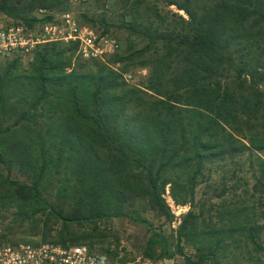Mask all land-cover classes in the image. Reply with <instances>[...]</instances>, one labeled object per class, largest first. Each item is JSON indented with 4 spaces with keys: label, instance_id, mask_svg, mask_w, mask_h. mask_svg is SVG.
<instances>
[{
    "label": "trees",
    "instance_id": "obj_1",
    "mask_svg": "<svg viewBox=\"0 0 264 264\" xmlns=\"http://www.w3.org/2000/svg\"><path fill=\"white\" fill-rule=\"evenodd\" d=\"M69 1L0 0V13L30 26L67 11ZM122 1V52L88 64L76 42L54 41L34 48L27 67L20 55L0 62V215L10 212L9 228L28 225L40 242L93 251L98 224L127 216L137 199L171 222L168 189L189 209L173 248L154 230L146 255L223 264L242 242L264 257L254 205L221 200L217 222L194 210L210 170H244L243 156L264 203V0ZM158 1L186 17L161 13ZM81 17L108 32L104 16ZM132 38L144 44L135 48ZM131 65L147 69L144 80L124 78Z\"/></svg>",
    "mask_w": 264,
    "mask_h": 264
},
{
    "label": "rangeland",
    "instance_id": "obj_2",
    "mask_svg": "<svg viewBox=\"0 0 264 264\" xmlns=\"http://www.w3.org/2000/svg\"><path fill=\"white\" fill-rule=\"evenodd\" d=\"M151 2L154 1L145 0V3L152 4ZM156 5L161 13L170 9L185 16L182 10H177L173 5L166 7L162 1H158ZM125 9L126 7L123 6L122 0H70L69 9L67 11L71 12L81 21V14H86L87 16L96 19L104 16L105 21L109 25L107 33L116 37L120 46L117 52H122L126 47L127 37L126 33L119 26L122 19L121 14ZM61 13H56V16ZM35 14L43 16V13H40L39 11H35ZM0 15L3 14L0 13ZM94 28H97L99 31L103 30V27L98 23L94 24ZM132 39L135 48H139L144 44L140 39ZM29 56L30 55L22 56L23 65L26 67L28 65ZM106 58L104 60H106ZM3 59L4 58H0V62L3 61ZM91 63L92 62L89 61L88 64ZM88 67L91 66L89 65ZM113 67L121 69L122 64L117 63L114 64ZM147 72V69L144 67L131 65V69L123 75L129 82H138L145 79ZM245 157L246 156L239 158V160L244 163V170H210L209 178L198 185L195 194L196 203L194 210L198 211L201 208V210H203L202 217H205L212 222H217L219 219L217 210H220L221 200H225V204H231L233 207L242 204H245L248 207L254 205L256 215L260 218L261 222L264 221V203L263 200L259 201L263 192L260 189L261 186L255 179L257 171L252 174V170H247L248 163L245 160ZM232 166L233 165L229 163L226 168L230 169ZM232 172L235 173L232 175ZM237 180H239L240 186L233 190L234 188L231 187V184H234ZM223 183L226 184L225 187L228 191H226L222 197H218L217 195L220 193V188ZM244 188L248 189L246 196L243 194ZM165 198L174 215L171 222H168L163 217L157 215L148 205L146 199H137L134 204L128 207L127 216L114 217L109 220L101 221L98 224L95 229L98 238L96 239L97 243L93 245V251L107 256V252L101 250V248H104L115 253V257L112 259L115 264H188L185 261L184 256L181 254H176L174 257L170 258H156L152 256L150 257L145 253L148 251L147 240L154 230L163 233L171 244V248H173V230L179 224L182 214L189 209V206L187 205H176L171 199L168 189L166 190ZM5 216L7 217L5 218ZM137 216L144 218L146 221L141 222ZM9 224L10 212H8L7 215H0V246L17 241L40 242V234H32L28 225L12 226V228H9ZM84 229L87 230L90 228L85 226ZM261 238L264 246V232ZM78 245L87 246V244ZM248 249L249 250L246 251V248L241 242L240 247L223 259V264H264L262 252L256 251L251 244H249ZM158 251L159 249L157 248L156 253H158ZM183 251L186 256H190L193 260L196 259L197 253L191 246L185 245ZM256 256H260L259 261L255 259Z\"/></svg>",
    "mask_w": 264,
    "mask_h": 264
},
{
    "label": "built area",
    "instance_id": "obj_3",
    "mask_svg": "<svg viewBox=\"0 0 264 264\" xmlns=\"http://www.w3.org/2000/svg\"><path fill=\"white\" fill-rule=\"evenodd\" d=\"M60 41L76 42V54L83 60H104L119 49V41L82 23L71 12L30 26L0 15V58L30 55L39 45ZM0 264H115L85 245L64 247L50 242L17 241L0 246Z\"/></svg>",
    "mask_w": 264,
    "mask_h": 264
}]
</instances>
